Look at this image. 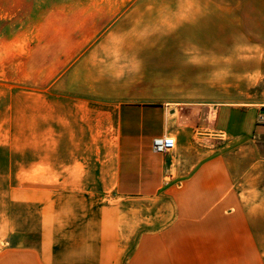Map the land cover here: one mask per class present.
Segmentation results:
<instances>
[{
	"label": "rangeland",
	"instance_id": "1",
	"mask_svg": "<svg viewBox=\"0 0 264 264\" xmlns=\"http://www.w3.org/2000/svg\"><path fill=\"white\" fill-rule=\"evenodd\" d=\"M175 1L198 0H0V264H66L67 202L108 209L92 224L104 234L100 251L111 249L106 236L119 235V264H264V208L258 216L255 183L233 184L224 213L210 216L178 214L172 196L76 199L72 187L66 194V166L79 154L83 161L91 157L89 137L75 135L82 122L66 120V63L91 50L89 64L109 65L148 39L151 54L158 53L159 32L174 25ZM241 6L230 8L231 20L249 21L240 26L261 35L264 47V0H241ZM228 30L238 31L234 24ZM262 87L264 81L245 90ZM173 224L200 229L183 232L176 239L183 247L175 250L176 233L159 241ZM90 244L86 254L95 251ZM29 245L39 252L23 247ZM88 256L82 264L111 260Z\"/></svg>",
	"mask_w": 264,
	"mask_h": 264
},
{
	"label": "crops",
	"instance_id": "2",
	"mask_svg": "<svg viewBox=\"0 0 264 264\" xmlns=\"http://www.w3.org/2000/svg\"><path fill=\"white\" fill-rule=\"evenodd\" d=\"M175 7L173 27L159 32L163 43L158 53L151 54L148 39L136 53L120 55L109 65L89 64L91 50L66 63V120L81 121L75 135H86L91 144L88 161L79 154L66 166V194L72 187L76 190L70 196L76 199L84 194L82 199L89 200L172 196L178 214L210 216L224 213L233 184L255 183L262 200L256 214L261 216L264 88L255 94L245 89L264 81L262 37L240 26L249 21L231 20L230 8H241V0L175 1ZM230 24L238 31L231 33ZM215 25L216 33L211 30ZM198 110L204 115H193ZM163 135L175 138L176 150L155 154L151 141ZM78 144L79 153L86 150L81 139ZM194 187L197 191H190ZM87 204H66V264H82L80 258L93 253L119 264V235L106 236L111 249L100 251L106 246L104 234L92 224L108 209ZM172 226L171 233L159 234V241L176 233L170 243L175 250L183 247L176 240L183 232L187 236L200 229ZM87 243L95 251L86 254Z\"/></svg>",
	"mask_w": 264,
	"mask_h": 264
},
{
	"label": "built area",
	"instance_id": "3",
	"mask_svg": "<svg viewBox=\"0 0 264 264\" xmlns=\"http://www.w3.org/2000/svg\"><path fill=\"white\" fill-rule=\"evenodd\" d=\"M264 120V117L261 118ZM176 146L175 138L171 135L155 137L151 141V149L155 154H168Z\"/></svg>",
	"mask_w": 264,
	"mask_h": 264
}]
</instances>
